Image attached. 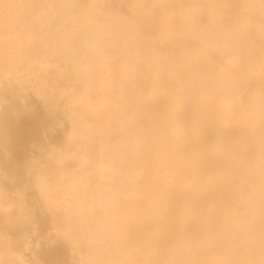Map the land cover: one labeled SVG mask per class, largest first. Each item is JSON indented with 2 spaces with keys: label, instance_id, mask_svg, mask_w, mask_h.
Returning a JSON list of instances; mask_svg holds the SVG:
<instances>
[{
  "label": "bare ground",
  "instance_id": "obj_1",
  "mask_svg": "<svg viewBox=\"0 0 264 264\" xmlns=\"http://www.w3.org/2000/svg\"><path fill=\"white\" fill-rule=\"evenodd\" d=\"M0 264H264V0H0Z\"/></svg>",
  "mask_w": 264,
  "mask_h": 264
}]
</instances>
